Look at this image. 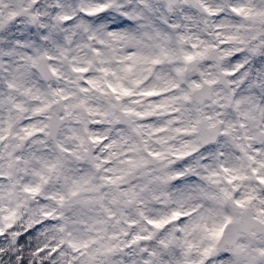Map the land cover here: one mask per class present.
<instances>
[{
    "label": "clouds",
    "instance_id": "9594fccd",
    "mask_svg": "<svg viewBox=\"0 0 264 264\" xmlns=\"http://www.w3.org/2000/svg\"><path fill=\"white\" fill-rule=\"evenodd\" d=\"M0 264H264V0H0Z\"/></svg>",
    "mask_w": 264,
    "mask_h": 264
}]
</instances>
